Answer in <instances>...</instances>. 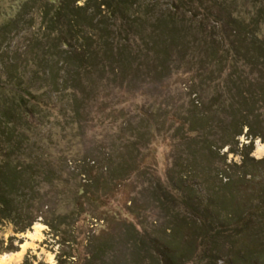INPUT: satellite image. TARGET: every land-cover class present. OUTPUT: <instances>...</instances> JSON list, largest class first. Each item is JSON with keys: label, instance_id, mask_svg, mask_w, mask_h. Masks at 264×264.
I'll return each mask as SVG.
<instances>
[{"label": "trees", "instance_id": "trees-1", "mask_svg": "<svg viewBox=\"0 0 264 264\" xmlns=\"http://www.w3.org/2000/svg\"><path fill=\"white\" fill-rule=\"evenodd\" d=\"M78 1L26 0L22 10L0 27L1 31L10 32L24 22L27 14L39 13L41 39H46L49 45L44 46L40 40L32 41L26 56L35 58L38 71L43 72L50 84L55 83L60 72L65 77L72 75L76 85L83 78L89 81L95 74L108 73L116 77V72L125 71L131 62L155 66L150 73L149 69L145 73L156 82L168 76L175 61L179 66L180 61L184 64L195 61L196 76L203 83L207 79L214 80V71L208 69L211 61H214L215 72L220 78L228 70L221 78V92L213 88L206 103L201 99L204 88L200 84L193 85L194 98L189 102L187 129L182 134L183 140L189 139L187 143L191 146L200 143V148L210 156H216L221 164L212 176L202 173L198 188H186L183 183L196 179L194 174L199 170L188 163L178 164L182 175L176 180L170 178L172 188L180 192L186 189V192L179 197L177 193H161L158 198L161 205L166 200L182 205L192 216V223V219H179L180 227L188 231L186 246L176 245L182 236L176 227L168 228L169 234H166L172 239L171 246L157 237L150 239L139 235L134 238V233L128 239V263L184 264L192 256L191 249H197L200 243L206 253L199 263L210 264L213 258L205 247L210 241L214 243L212 233L229 232L227 242L243 245L232 251L230 264L248 261L264 264V180L261 178H264V157L254 160L248 155L254 138L258 137L264 143V0H247L248 9L243 6L238 10L234 0H164L167 8L161 15L156 12L161 0H84L82 5H78ZM179 14L184 16V22ZM135 38L138 43L132 46ZM192 52H196V57H191V61L186 55ZM170 54L174 57L171 61L168 60ZM27 57L20 63L21 66L24 64L25 70L29 63ZM7 60V63H0V73L3 71L5 76L0 79V95L4 93V85L10 84L14 90L10 108L6 101L0 102V112L4 117H10L5 122L11 124L7 127L6 123L0 122V224L12 222L19 232H23L41 217L51 231L64 235L65 229L75 221L73 215L84 212L83 200H89L93 205L96 200L99 202L98 188L102 187L103 180L88 164L79 173H73L70 179L78 180V191L71 194V206L56 213L53 202L46 200L47 195L44 197L43 194L44 190L55 187L60 175L50 166L52 163L47 155H43L39 139L26 135V131L32 129L34 132L36 128L26 121L20 122L19 129L25 127L26 130L22 133L16 126L19 110H25L24 116L42 112L41 100L28 85H24V81L21 84L24 74L21 76L18 72L20 65L16 59L8 57ZM12 112H19L17 120ZM212 131L216 139L211 135ZM241 135L249 141L241 146L239 163H225L226 154L221 158L219 150L228 146L231 152L237 136ZM124 146L129 149L126 155L130 154L133 143L126 142ZM192 150L188 152L191 163L195 161ZM90 160L95 164L94 159ZM115 161L116 167L126 164L119 158ZM67 163L66 160L64 164L67 166ZM128 167H131L130 163ZM105 169L109 167L106 165ZM79 174L83 178H79ZM112 174L113 180L124 181L127 172L120 174L115 170ZM207 175L211 177L210 182L206 181ZM70 179L66 180L69 182ZM213 221L218 222L214 225L216 228H212ZM237 235L239 238H235ZM62 242L66 243L65 240ZM112 245L109 241L96 244L84 261L107 256L112 252ZM168 246L175 252L171 254ZM73 251L76 254L74 247ZM76 257L81 260L80 256ZM68 258L73 255L62 252L56 264H66Z\"/></svg>", "mask_w": 264, "mask_h": 264}, {"label": "rangeland", "instance_id": "rangeland-1", "mask_svg": "<svg viewBox=\"0 0 264 264\" xmlns=\"http://www.w3.org/2000/svg\"><path fill=\"white\" fill-rule=\"evenodd\" d=\"M25 1L0 0V27L22 10ZM83 1L79 0L77 4L82 5ZM234 1L237 10L243 6L248 9L247 0ZM156 7L158 15L163 14L167 8L164 0ZM179 15L183 17L180 19L184 22V16ZM40 31L41 16L38 12L27 14L24 22L10 32L0 30V63H7L8 57H14L19 65L21 61L24 63L32 41L40 40L44 46H48L49 42L41 39ZM135 42L138 43L137 38L131 45L135 46ZM195 53L192 52L186 57L192 61L191 57H196ZM27 58L29 60L27 70L24 64L18 68L20 75L24 74L21 84L24 81V85H28L30 91L40 98L42 112L24 116L25 110H19V115V112L11 114L16 120L17 115L19 116L16 126L22 133L26 130L25 127L19 129L20 122L26 121L36 128L34 132L29 128L31 130L26 131V135L39 139L44 150L43 155H47L48 161L52 163L50 166L60 175L59 181H55V187L44 190L43 196L47 195L46 200L53 202L56 213L66 211L72 203L71 194L76 193L79 187L78 180H71L70 177L73 173H79L82 167L88 164L93 167L94 173L99 175V179L103 180L102 187L98 188L101 198L99 202L97 200L95 202L98 205L83 200L84 212L73 215L75 221L67 229L61 228L65 229L64 235L59 233L60 229L59 234L51 231L41 217L23 232H19L12 222L1 223L0 264H56V259L62 252L73 255V258H68L66 264H129L128 239L132 234L135 233L134 238L139 235L150 239L157 237L171 246L172 239L166 234H169L168 228L172 227L179 228L182 235L178 240L176 238V245L186 246L188 231L180 227L179 224L182 222L179 219L185 221L192 219L190 222L192 223V216L182 205L177 206V203L167 200L161 205L158 198L161 193L171 192L172 195L177 193L179 197L182 192H186V189L181 192L178 189L173 190L170 180L171 177L176 180L182 175L180 164L188 163L199 170V173L194 174L197 175L196 179H188L183 183L186 188L188 186L198 188L200 184L198 180L203 177L202 173L212 176L221 164L216 156H210L200 148V143L193 141L195 144L191 146V143H187L190 142L189 139L183 140L182 134L183 130L187 129L186 119L191 109L189 102L194 98L193 85L200 84L204 88L201 99L206 103L205 101L213 94V88H218L221 92L223 86L221 78L228 70L226 69L220 78L219 73L215 72L214 61H211L208 69L214 71L212 74L214 80L207 79L203 83L199 80L200 77L196 76L195 61L188 64L180 61L181 66L175 61L174 65L171 62L172 73L156 82L150 80L145 73L148 69L147 72L150 73L155 66L136 65L135 62H131L125 71H117L116 77L108 73L95 74L89 81L83 78L76 85L72 75L65 77L63 72H60L58 75L61 78L56 75L55 83L50 84L45 75L43 76V72L38 71L36 60H33L35 58L31 55ZM172 58L174 57L171 55L168 60L171 61ZM54 70L56 71L55 68ZM34 72L37 73L36 76L33 75ZM0 79H5L3 71L0 73ZM12 90L14 86L4 85V93L0 95V102L6 101L9 108ZM74 99H78L77 103ZM9 119V116L4 117L0 112V122L6 123L5 121ZM10 125L6 123L7 127ZM180 126L181 131L178 130ZM184 133L189 134L186 131ZM191 135L194 137V134ZM213 137L216 139L215 134ZM248 139L242 135L237 136L231 152L228 146L219 150L221 158L224 157L222 154H226L225 163H239L241 146L247 145ZM126 142L133 143V147H130L131 153L128 155L126 150L129 149L124 146ZM192 149L195 153L193 163L188 161L191 159L188 152ZM248 155L254 160L264 157V143L258 137L254 138ZM115 158L126 164L116 167ZM90 159H94L95 164ZM66 160L69 161L67 166L64 164ZM129 163L131 167H128ZM106 165L109 167L108 170L105 169ZM115 170L120 171V174L126 171V180L125 178L124 181L113 180L112 171ZM208 175L206 181L210 182ZM78 177L83 178V175L79 174ZM66 179H70L69 182ZM92 200L94 198L91 202ZM214 225L217 226L218 222L213 221L212 228ZM165 229L167 230L164 233ZM228 233H212L211 239L214 243L210 241L208 247H205L213 258L210 264H230L232 251H237L239 247L243 248L241 244L232 245L227 242L230 239ZM63 240L66 241L65 244ZM105 241L113 244L111 253L100 256L96 261L95 257L90 261H84L96 244ZM201 245L195 244L197 249H191L192 256L184 264H200L201 257L206 253ZM170 246L168 247L172 254L175 251ZM73 247L77 251L76 254ZM244 249L247 250L246 247ZM75 255L80 256L81 260H77ZM245 264L257 263L248 261Z\"/></svg>", "mask_w": 264, "mask_h": 264}]
</instances>
